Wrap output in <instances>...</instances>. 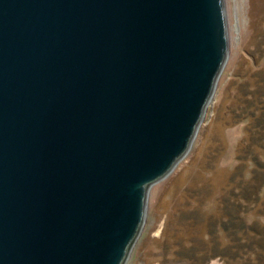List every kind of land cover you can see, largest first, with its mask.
Returning <instances> with one entry per match:
<instances>
[{
    "label": "water",
    "instance_id": "95a60500",
    "mask_svg": "<svg viewBox=\"0 0 264 264\" xmlns=\"http://www.w3.org/2000/svg\"><path fill=\"white\" fill-rule=\"evenodd\" d=\"M229 52L225 0H0V264H127Z\"/></svg>",
    "mask_w": 264,
    "mask_h": 264
},
{
    "label": "rangeland",
    "instance_id": "374dc122",
    "mask_svg": "<svg viewBox=\"0 0 264 264\" xmlns=\"http://www.w3.org/2000/svg\"><path fill=\"white\" fill-rule=\"evenodd\" d=\"M225 6L230 52L215 97L190 152L152 186L127 264H260L229 255L228 200L251 196L239 214L264 225V178L254 179L264 165V124H254L264 113V0Z\"/></svg>",
    "mask_w": 264,
    "mask_h": 264
},
{
    "label": "trees",
    "instance_id": "16d2710c",
    "mask_svg": "<svg viewBox=\"0 0 264 264\" xmlns=\"http://www.w3.org/2000/svg\"><path fill=\"white\" fill-rule=\"evenodd\" d=\"M255 125L264 124V113L257 118ZM262 168L255 171L254 179L264 178V165L259 162ZM254 197V196H253ZM246 198L252 199L251 196L241 197L239 202L228 200V231L232 238L229 245V255L232 259L242 257L244 261L253 260L257 256L260 264H264V225L261 223L247 224L241 218L240 210L244 207ZM259 197L256 198L258 200ZM240 240H243L240 242Z\"/></svg>",
    "mask_w": 264,
    "mask_h": 264
}]
</instances>
